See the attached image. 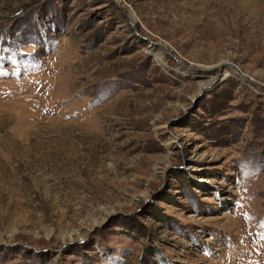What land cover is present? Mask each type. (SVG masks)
I'll return each instance as SVG.
<instances>
[{
    "label": "rangeland",
    "instance_id": "1",
    "mask_svg": "<svg viewBox=\"0 0 264 264\" xmlns=\"http://www.w3.org/2000/svg\"><path fill=\"white\" fill-rule=\"evenodd\" d=\"M0 264H264V0H0Z\"/></svg>",
    "mask_w": 264,
    "mask_h": 264
}]
</instances>
